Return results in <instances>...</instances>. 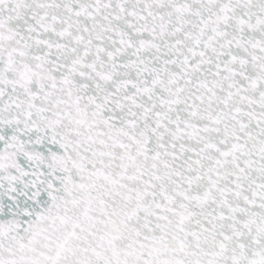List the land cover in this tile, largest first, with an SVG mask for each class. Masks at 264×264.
Returning <instances> with one entry per match:
<instances>
[{"label":"snow or ice","instance_id":"1","mask_svg":"<svg viewBox=\"0 0 264 264\" xmlns=\"http://www.w3.org/2000/svg\"><path fill=\"white\" fill-rule=\"evenodd\" d=\"M0 264H264V0H0Z\"/></svg>","mask_w":264,"mask_h":264}]
</instances>
